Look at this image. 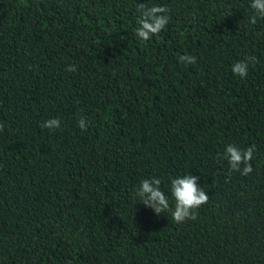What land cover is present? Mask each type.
<instances>
[{"label":"trees","instance_id":"trees-1","mask_svg":"<svg viewBox=\"0 0 264 264\" xmlns=\"http://www.w3.org/2000/svg\"><path fill=\"white\" fill-rule=\"evenodd\" d=\"M251 2L0 0V264H264V19L251 22ZM140 4L170 10L148 41ZM51 118L61 127L41 128ZM228 145H255L250 175L230 171ZM187 174L209 195L196 220L135 198L155 176L173 205Z\"/></svg>","mask_w":264,"mask_h":264},{"label":"clouds","instance_id":"clouds-1","mask_svg":"<svg viewBox=\"0 0 264 264\" xmlns=\"http://www.w3.org/2000/svg\"><path fill=\"white\" fill-rule=\"evenodd\" d=\"M251 8L255 15L251 17V22L256 23L257 18L264 19V0H252ZM169 9L165 6L154 5L151 7L140 4L138 7L139 15L137 17L138 27L135 30L136 36L144 41L150 40L158 35L169 23ZM251 62L255 63V57H251ZM180 63L192 65L196 63V57L192 55H182L179 58ZM249 60L245 59L236 62L232 66V72L246 78L248 75ZM67 71H76L74 65L68 66ZM82 131H87L88 122L81 117L77 122ZM41 128H47L54 131L61 127V121L57 118H51L41 123ZM4 125L0 123V131ZM255 145L246 149H241L235 145H228L223 154V158L228 161L230 171L239 172L241 175H250L253 172L251 161L254 157ZM199 177L187 174L171 180L170 194L174 201L170 205L169 197L161 190V180L155 176L142 179L135 189V198L140 203L154 210L156 215L164 212H170L172 221L176 224H182L187 220H196V210L208 203L209 195L198 184Z\"/></svg>","mask_w":264,"mask_h":264}]
</instances>
